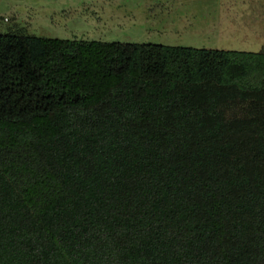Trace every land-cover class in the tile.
Wrapping results in <instances>:
<instances>
[{"label": "trees", "instance_id": "1", "mask_svg": "<svg viewBox=\"0 0 264 264\" xmlns=\"http://www.w3.org/2000/svg\"><path fill=\"white\" fill-rule=\"evenodd\" d=\"M0 264H264V49L0 33Z\"/></svg>", "mask_w": 264, "mask_h": 264}, {"label": "rangeland", "instance_id": "2", "mask_svg": "<svg viewBox=\"0 0 264 264\" xmlns=\"http://www.w3.org/2000/svg\"><path fill=\"white\" fill-rule=\"evenodd\" d=\"M173 1L0 0V33L264 49V0Z\"/></svg>", "mask_w": 264, "mask_h": 264}, {"label": "clouds", "instance_id": "3", "mask_svg": "<svg viewBox=\"0 0 264 264\" xmlns=\"http://www.w3.org/2000/svg\"><path fill=\"white\" fill-rule=\"evenodd\" d=\"M175 1H176V0L173 1V5H174V2H175ZM7 20H8V19H7ZM183 46H185V45H183ZM190 46H194V45H190ZM197 47H198V46H197Z\"/></svg>", "mask_w": 264, "mask_h": 264}, {"label": "crops", "instance_id": "4", "mask_svg": "<svg viewBox=\"0 0 264 264\" xmlns=\"http://www.w3.org/2000/svg\"><path fill=\"white\" fill-rule=\"evenodd\" d=\"M175 4V3H174ZM161 14V13H160ZM160 14L158 16H160ZM202 27H204V25H202Z\"/></svg>", "mask_w": 264, "mask_h": 264}]
</instances>
